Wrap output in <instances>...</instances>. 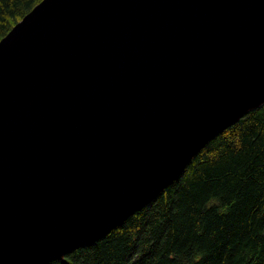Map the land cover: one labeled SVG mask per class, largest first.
<instances>
[{"label":"water","instance_id":"water-1","mask_svg":"<svg viewBox=\"0 0 264 264\" xmlns=\"http://www.w3.org/2000/svg\"><path fill=\"white\" fill-rule=\"evenodd\" d=\"M262 104L264 0H39L0 38V264L100 238Z\"/></svg>","mask_w":264,"mask_h":264},{"label":"trees","instance_id":"trees-1","mask_svg":"<svg viewBox=\"0 0 264 264\" xmlns=\"http://www.w3.org/2000/svg\"><path fill=\"white\" fill-rule=\"evenodd\" d=\"M39 0H0V38ZM48 264H264V104L153 200Z\"/></svg>","mask_w":264,"mask_h":264},{"label":"rangeland","instance_id":"rangeland-1","mask_svg":"<svg viewBox=\"0 0 264 264\" xmlns=\"http://www.w3.org/2000/svg\"><path fill=\"white\" fill-rule=\"evenodd\" d=\"M33 6H34V5H33ZM33 6H32V7H33Z\"/></svg>","mask_w":264,"mask_h":264}]
</instances>
